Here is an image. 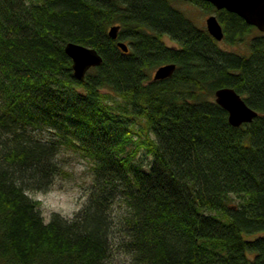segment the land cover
Listing matches in <instances>:
<instances>
[{"label":"trees","instance_id":"trees-1","mask_svg":"<svg viewBox=\"0 0 264 264\" xmlns=\"http://www.w3.org/2000/svg\"><path fill=\"white\" fill-rule=\"evenodd\" d=\"M174 1L0 0V264H115L132 250L136 264H264V34L192 1L218 16L227 51ZM68 42L104 58L84 82ZM165 64L173 77L153 80ZM226 87L253 122L229 124L213 99ZM62 149L91 164L94 192L47 223L28 192L51 189Z\"/></svg>","mask_w":264,"mask_h":264},{"label":"rangeland","instance_id":"rangeland-1","mask_svg":"<svg viewBox=\"0 0 264 264\" xmlns=\"http://www.w3.org/2000/svg\"><path fill=\"white\" fill-rule=\"evenodd\" d=\"M39 1L40 0H26L28 4L37 3ZM173 6L178 10H181L182 12L187 14L192 20H194L196 24L199 25V27L206 29L205 21H207V19L211 16V14L204 12L200 6L198 7V5L192 1L187 2L183 0H178V2L174 1ZM118 42L120 41H117V43ZM69 43H74V42H68L67 44ZM165 43L168 47L170 46V48L179 47V45L176 44V42H173L169 39H165ZM74 44H78V43H74ZM221 45L225 50L232 51L230 47L223 45V42H221ZM103 62H104V58H103ZM156 70L157 69H155V71ZM155 71L152 72L151 76L154 75ZM227 88H232V87H227ZM115 99H117V96H115ZM213 99L216 100V94L214 95ZM34 136L36 139L44 143H48V141L51 139L50 135L45 132H35ZM56 161L58 162L60 173L56 177L53 183L54 185H52L51 189L46 193L34 192V191L28 192L29 194L28 196L39 202V211L42 217L44 218L45 222L47 223H49L56 214L66 219L74 218L76 216V213H79L80 210H82L90 201L91 195L94 192L93 187L95 186V182H94L95 177L91 170V164L87 162L79 153L73 152L72 150L62 149L59 156H57ZM134 162H137L138 164L142 165L144 169H146L151 164L152 159L148 157L145 154V152L140 151L138 155H136V157L134 158ZM114 211H115V207H114ZM116 211L121 212V209L120 210L117 209ZM116 214H122V212L121 213L116 212ZM119 230L120 229L118 228V226H114L112 233L117 239L118 236L120 237V234L117 233ZM123 253H124L123 251L115 252V259L117 261L114 262L115 264L117 263L125 264Z\"/></svg>","mask_w":264,"mask_h":264},{"label":"water","instance_id":"water-1","mask_svg":"<svg viewBox=\"0 0 264 264\" xmlns=\"http://www.w3.org/2000/svg\"><path fill=\"white\" fill-rule=\"evenodd\" d=\"M183 1H204L211 3L217 11L227 10L235 13L243 18L250 26L255 27L264 33V0H183ZM206 22L208 33L217 42H222L224 39V31L221 23L216 15H211ZM121 27L113 26L109 29V37L113 40L119 38ZM124 53L129 52V46L120 41L117 44ZM66 55L72 60V69L74 77L80 82H84L87 73L93 69L100 67L103 63V58L99 52L90 47L69 43L65 47ZM175 64H166L159 67L154 75L153 80L169 79L176 71ZM216 104L228 111L229 124L239 127L243 124L253 122L258 117V112L248 106L245 100L232 88H222L216 91Z\"/></svg>","mask_w":264,"mask_h":264},{"label":"clouds","instance_id":"clouds-1","mask_svg":"<svg viewBox=\"0 0 264 264\" xmlns=\"http://www.w3.org/2000/svg\"><path fill=\"white\" fill-rule=\"evenodd\" d=\"M125 264H136V252L134 250L132 251H125L123 253Z\"/></svg>","mask_w":264,"mask_h":264},{"label":"bare ground","instance_id":"bare-ground-1","mask_svg":"<svg viewBox=\"0 0 264 264\" xmlns=\"http://www.w3.org/2000/svg\"><path fill=\"white\" fill-rule=\"evenodd\" d=\"M215 103H216V100H215ZM230 123V122H229ZM242 126V125H241ZM241 126H239V127H241ZM234 127V126H233Z\"/></svg>","mask_w":264,"mask_h":264}]
</instances>
